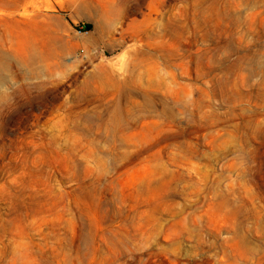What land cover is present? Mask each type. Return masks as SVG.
<instances>
[{
  "label": "rangeland",
  "instance_id": "obj_1",
  "mask_svg": "<svg viewBox=\"0 0 264 264\" xmlns=\"http://www.w3.org/2000/svg\"><path fill=\"white\" fill-rule=\"evenodd\" d=\"M0 264H264V0H0Z\"/></svg>",
  "mask_w": 264,
  "mask_h": 264
}]
</instances>
